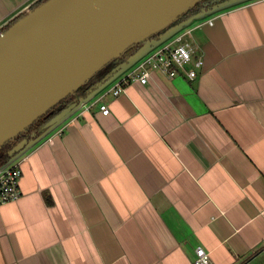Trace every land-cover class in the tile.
<instances>
[{
    "label": "crops",
    "instance_id": "obj_1",
    "mask_svg": "<svg viewBox=\"0 0 264 264\" xmlns=\"http://www.w3.org/2000/svg\"><path fill=\"white\" fill-rule=\"evenodd\" d=\"M33 1L0 0V24ZM191 40L196 78L113 94L120 74L24 148L0 264H193L198 245L264 264V0L192 21Z\"/></svg>",
    "mask_w": 264,
    "mask_h": 264
},
{
    "label": "water",
    "instance_id": "obj_2",
    "mask_svg": "<svg viewBox=\"0 0 264 264\" xmlns=\"http://www.w3.org/2000/svg\"><path fill=\"white\" fill-rule=\"evenodd\" d=\"M242 1L34 0L25 6L0 27V153L41 116L53 108L58 112L19 140L0 167L154 46L192 21ZM85 85L90 86L84 92ZM63 100L69 101L64 107Z\"/></svg>",
    "mask_w": 264,
    "mask_h": 264
},
{
    "label": "built area",
    "instance_id": "obj_3",
    "mask_svg": "<svg viewBox=\"0 0 264 264\" xmlns=\"http://www.w3.org/2000/svg\"><path fill=\"white\" fill-rule=\"evenodd\" d=\"M205 22L212 24L213 21L208 18ZM1 25L2 23L0 27ZM189 64L191 66H188ZM203 64V54L198 51L191 40L190 23L145 53L132 65L131 71L116 80L109 90L117 94L124 90L126 83L137 81L145 84L154 70H159L169 77L183 74L192 80L196 78ZM99 108L104 114L109 112V108L104 103H101ZM20 177L21 168L18 158L0 167V204L20 198L22 194L19 187ZM194 253L193 264H214L204 247L196 246Z\"/></svg>",
    "mask_w": 264,
    "mask_h": 264
},
{
    "label": "trees",
    "instance_id": "obj_4",
    "mask_svg": "<svg viewBox=\"0 0 264 264\" xmlns=\"http://www.w3.org/2000/svg\"><path fill=\"white\" fill-rule=\"evenodd\" d=\"M216 1H219V0H205V2H206V4L207 5H210V4H212V3H214V2H216ZM111 66V65H110ZM109 65L108 66H106V68L104 69V70H102L99 74H98V76H103V75H105L108 71H109V67H110ZM90 85H85L84 87H83V89L82 90H84V92L86 91V89H87V87H89ZM69 101L68 100H63V101H60V103H62V107H64V106H66L67 105V103H68ZM58 112V109H56V108H53L52 109V112L51 113H49L48 115H45V116H41L37 121H35V122H33L29 127H27L26 128V132L23 134H19L18 136H16L14 139H12V140H9V141H7V142H5L3 145H2V148H1V153H0V162H3V161H5V160H7L8 159V157H9V155H8V151L19 141V140H21L23 137H25V136H27V135H30L31 133H33L34 131H38L39 130V128H40V126L42 125V124H44L52 115H54L55 113H57ZM9 142H11V147L10 148H8V149H6V145H7V143H9Z\"/></svg>",
    "mask_w": 264,
    "mask_h": 264
},
{
    "label": "rangeland",
    "instance_id": "obj_5",
    "mask_svg": "<svg viewBox=\"0 0 264 264\" xmlns=\"http://www.w3.org/2000/svg\"><path fill=\"white\" fill-rule=\"evenodd\" d=\"M131 69H132V65L130 67H128L122 74L128 73L129 71H131Z\"/></svg>",
    "mask_w": 264,
    "mask_h": 264
},
{
    "label": "flooded vegetation",
    "instance_id": "obj_6",
    "mask_svg": "<svg viewBox=\"0 0 264 264\" xmlns=\"http://www.w3.org/2000/svg\"><path fill=\"white\" fill-rule=\"evenodd\" d=\"M10 145H11V142L7 143L6 149L10 148L11 147Z\"/></svg>",
    "mask_w": 264,
    "mask_h": 264
}]
</instances>
